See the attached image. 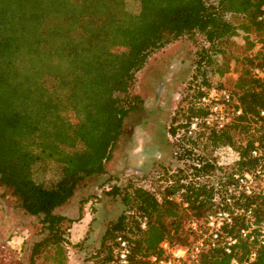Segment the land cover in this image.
Masks as SVG:
<instances>
[{"label":"trees","instance_id":"trees-1","mask_svg":"<svg viewBox=\"0 0 264 264\" xmlns=\"http://www.w3.org/2000/svg\"><path fill=\"white\" fill-rule=\"evenodd\" d=\"M134 1L137 14L128 11L127 0H71L67 11L66 0H0V186L47 233L32 262L46 256L52 264H66L70 243L63 225L73 222L55 211L86 179L105 174L127 117L143 104L132 94L137 75L177 38L202 45L181 100L187 106L183 120L174 116L169 127L182 165L161 169L155 189L128 183L106 191L125 210L109 224L96 264H117L119 238L129 243L133 264L164 257L165 242L191 246L197 239L192 222L201 223L228 191L227 175L250 173L260 162L250 154L263 142L258 115L264 80L255 79L252 69L264 67V0ZM30 52L53 73L39 74L26 61ZM211 75L229 82L214 85ZM212 88L231 92L243 113L223 130L201 127L189 137L191 120L208 114L199 101ZM241 135L250 137L241 142ZM53 163L55 179L41 181ZM245 205L264 217V200L248 198ZM250 252L240 240L231 254L204 252L200 264L243 262ZM252 264H264V247Z\"/></svg>","mask_w":264,"mask_h":264},{"label":"rangeland","instance_id":"rangeland-1","mask_svg":"<svg viewBox=\"0 0 264 264\" xmlns=\"http://www.w3.org/2000/svg\"><path fill=\"white\" fill-rule=\"evenodd\" d=\"M70 1L66 0L65 11ZM127 9L137 14L140 5L127 0ZM236 42L243 45L244 39L238 36ZM17 43L23 46L25 40L20 39ZM201 47V41L177 38L154 54L137 75L132 94L140 97L143 104L127 117L124 133L112 159L105 165V174L86 179L75 196L55 211L73 222L63 225L65 239L70 243L65 244L66 264H96L94 258L109 224L117 221L125 210L121 199L108 196L106 191L113 186L125 189L128 183L143 190L155 189L161 169L175 170L182 165L175 158L174 141L177 140L170 137L169 127L174 116L179 122L183 120L187 106L181 100L187 92ZM26 61L41 75L53 73L34 53H27ZM209 79L214 85L227 81L217 75H211ZM227 84L233 88V83ZM249 137L241 135L238 139L245 142ZM57 171L58 166L53 163L38 178L52 181ZM46 237L40 219L27 215L17 206L10 190L0 186V264H52L46 256L32 262L35 245ZM50 252L52 250L46 253Z\"/></svg>","mask_w":264,"mask_h":264},{"label":"built area","instance_id":"built-area-1","mask_svg":"<svg viewBox=\"0 0 264 264\" xmlns=\"http://www.w3.org/2000/svg\"><path fill=\"white\" fill-rule=\"evenodd\" d=\"M264 21V13L260 18ZM255 79L264 80V67L252 69ZM199 103L208 108L205 117H195L187 130L189 137L198 130H223L230 126L236 118L242 115V109L237 107L236 97L226 89L212 88L200 99ZM259 128L263 135L262 147L251 151V159L260 158L256 168L243 175H227L232 182L228 191L215 199L211 211L200 223L193 221L192 230L196 241L187 248L173 247L168 242L162 244L164 257L152 256L148 259L151 264H200V256L209 250L223 249L231 254L235 245L246 241L251 246L248 257L239 262L234 258L231 264H252L258 250L264 247V217L259 218L254 206H246V199L264 200V110L258 115ZM145 228V225H142ZM117 264H133L130 260L131 248L122 238L118 239Z\"/></svg>","mask_w":264,"mask_h":264}]
</instances>
